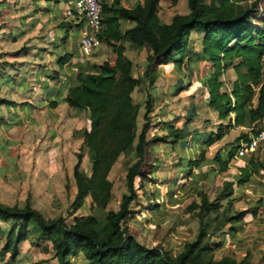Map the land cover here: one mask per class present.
I'll return each instance as SVG.
<instances>
[{"label":"trees","instance_id":"1","mask_svg":"<svg viewBox=\"0 0 264 264\" xmlns=\"http://www.w3.org/2000/svg\"><path fill=\"white\" fill-rule=\"evenodd\" d=\"M159 1L142 0L133 7L116 2L103 4L99 38L114 53V62L105 60L93 64L88 72L79 73L77 84L68 88L64 98L71 108L87 110L89 122L81 133V149L86 150L89 174L80 169L79 151L72 168L75 194L70 208L76 212L89 197L92 209H105L112 196V182L108 179L112 165L120 155L133 154L134 161L125 175L126 191L118 208L108 211L103 219L93 215L74 216L72 223L67 224L62 216L45 218L28 203L18 207L0 202V264H5L3 259L7 254L15 260L22 242L38 245L43 240L51 244L57 264H73L71 257L79 254L87 264H238L231 256L216 259L205 237L208 231L218 232L224 227L227 233L238 231L244 212H232L231 196L253 176L264 179V159L254 155L239 158L242 164L238 165V175L223 181L215 202L205 192L198 193L199 200L189 205L190 210H196L197 232L175 256L160 246L141 244L123 225L131 211L130 204L137 198L135 177L142 174L150 141L156 139L148 138L153 99L150 90L161 64L181 65L194 57L207 63L212 71L202 80L206 103L220 121H227V127H249L262 117L264 18L261 27L252 22L259 10V0H187V14L174 15L171 24L160 19ZM124 22L131 26L124 27ZM197 27L203 31L199 51L188 47L189 35ZM126 42L148 51L141 76L132 73L133 64L125 55ZM71 56L64 53L56 62L61 67ZM229 69L235 78L230 91H225L222 76ZM139 86L145 87L146 97L138 128L140 106L132 93ZM0 102L12 103L6 99ZM164 124L168 137H174L183 147L189 145L187 137L192 132L186 121L179 126L173 122ZM225 132L224 124L220 123L215 138L221 139ZM213 137L214 134L205 141L206 146L212 144ZM242 138L247 139L246 132H241L226 152L213 156L218 173L228 169ZM198 154L203 161L204 150ZM193 161H188L190 166L195 165ZM259 207H264L261 199L252 209V215ZM240 264L249 262L244 259Z\"/></svg>","mask_w":264,"mask_h":264},{"label":"rangeland","instance_id":"2","mask_svg":"<svg viewBox=\"0 0 264 264\" xmlns=\"http://www.w3.org/2000/svg\"><path fill=\"white\" fill-rule=\"evenodd\" d=\"M141 1L107 0V3L116 2L124 7H133ZM44 8V0H0V73L5 75L2 81L12 78L15 82L18 79L27 82L36 69L52 65L57 54L52 46L56 43L44 35L46 28L30 34L29 27L28 15L43 11ZM187 12V0L159 1L158 15L166 24H171L174 15L184 16ZM263 18L264 0H259V10L252 17V22L261 27ZM123 25L126 27L125 23ZM202 35L201 27L192 31L188 47L199 51ZM125 47V55L133 64V75L141 76L146 65L147 49L127 42ZM101 49H105V52H101ZM114 57L110 47L102 41L97 56L89 61L101 63L113 61ZM190 61L185 60V67L181 69L185 77L183 82H176V77L170 80L171 76L168 78L166 72L156 74L154 87L150 90L153 99L148 133V138L156 139L150 141L148 161L142 174L135 177L137 198L130 204L131 211L123 224L141 244L147 247L160 246L172 256L179 253L183 244L191 241L197 232L198 219L196 210L189 209L191 202L199 200L200 191L215 202L223 181L237 176L238 165L242 164L241 160L234 157L225 172H217L218 166L213 156L226 152L244 129L227 127V121H220L208 107L201 78L210 66L198 58ZM234 78L232 69L224 73L222 80L225 91H230ZM185 82L186 85L182 86ZM171 86L175 87L170 89ZM183 88L185 92H182ZM145 92V87L139 86L132 93L134 101L140 106L138 128L142 122ZM162 112H175L174 118L165 121ZM66 119L52 128L44 123L37 128L29 125L26 128L17 127V130H8L7 125L2 129L1 123L6 118L0 119V202L18 207L28 203L45 218L62 216L67 224L72 223L74 216L93 215L103 219L108 211L116 210L120 204L121 196L126 191V171L134 161L133 154L120 155L112 165L108 173V179L112 182V196L105 209H92L90 198L87 197L83 206L73 212L70 208L75 194L72 168L77 152L82 153L80 169L86 174H89L90 169L86 150L81 149V133L89 123L88 112H78ZM17 120L13 118L11 122ZM185 121L192 134L187 140L189 145L183 147L174 137L166 135L164 123L181 125ZM220 123L224 124L226 132L221 139H216L215 132ZM212 134V144L206 146L205 141ZM10 150L16 151V155L8 162L7 157H1ZM200 150L205 153L203 161L198 154ZM254 156L264 159V150H258ZM190 160H194L195 165L190 166ZM231 198L232 212H244L243 221L235 234L227 233V227L218 232L208 231L205 238L208 239L211 252L216 259L231 256L238 264L244 259L249 264H264V207H259L252 215V209L259 199L264 206V179L259 175L253 176L250 182L238 186ZM222 204L225 205V201ZM19 252L15 260H11L7 254L3 262L57 264L51 244L44 240L38 245L24 241L19 245ZM71 260L73 264H87L81 254L71 257Z\"/></svg>","mask_w":264,"mask_h":264},{"label":"crops","instance_id":"3","mask_svg":"<svg viewBox=\"0 0 264 264\" xmlns=\"http://www.w3.org/2000/svg\"><path fill=\"white\" fill-rule=\"evenodd\" d=\"M44 5L43 11L28 15L30 34L38 33L46 28L44 35H48L56 43L52 47L57 54L54 56L51 66L36 69L27 82L21 81V79L15 82L12 78H9V81H2L5 75L0 73V99L12 101V103L0 102V119L6 118L5 122L2 121L1 123L2 129L6 125L9 126L8 130H17V127L26 128L29 125L37 128L44 123L51 127L61 124L64 118L73 116L75 113L88 112L87 110L71 108L64 101V98L68 88L77 84L76 77L79 73L88 72L93 64L99 65L103 61L92 63L89 61L91 58L84 57L78 52L76 41L81 26H76L77 24L64 16L66 0H44ZM124 23L126 27L131 26L128 22ZM59 47L60 51L58 50ZM68 52L72 54L70 60L60 67L56 62L57 58ZM101 52H105V49H101ZM114 59L115 57L113 61L109 62L113 63ZM184 63L181 65L176 63L161 64L160 68H157V72L163 74L166 72L169 75L168 78L171 76L170 80L176 77V82H183L185 77L181 74V69L185 67V65L183 66ZM165 66L166 68H164ZM206 69L202 80L212 71L211 67ZM186 80L189 83V78ZM184 85L186 82L182 84V86ZM174 87L171 86L170 89ZM185 91L183 88L182 92ZM162 114V117L166 119L165 121H168L174 118L175 112H162ZM13 118H17V122L12 123ZM13 155L15 157L16 151L10 150L1 158L7 157L8 162H11L9 159Z\"/></svg>","mask_w":264,"mask_h":264},{"label":"built area","instance_id":"4","mask_svg":"<svg viewBox=\"0 0 264 264\" xmlns=\"http://www.w3.org/2000/svg\"><path fill=\"white\" fill-rule=\"evenodd\" d=\"M107 0H66L64 16L71 19L75 24H80L81 30L76 41L78 52L87 58L97 56L102 40L99 33L102 30L103 4ZM247 133V139L242 138L239 142L235 158L255 155L264 150V104L262 117L258 122L252 123L249 127L238 126Z\"/></svg>","mask_w":264,"mask_h":264}]
</instances>
